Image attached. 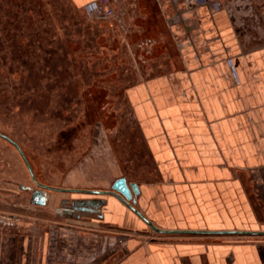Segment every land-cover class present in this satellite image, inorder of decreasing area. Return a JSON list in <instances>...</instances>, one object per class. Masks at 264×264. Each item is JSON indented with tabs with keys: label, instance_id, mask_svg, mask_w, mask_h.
<instances>
[{
	"label": "crops",
	"instance_id": "1",
	"mask_svg": "<svg viewBox=\"0 0 264 264\" xmlns=\"http://www.w3.org/2000/svg\"><path fill=\"white\" fill-rule=\"evenodd\" d=\"M223 1H66L86 53L133 61L126 97L149 163L47 191L52 211L0 238V264H264V0ZM93 2L115 14L89 18ZM122 176L135 203L112 192Z\"/></svg>",
	"mask_w": 264,
	"mask_h": 264
},
{
	"label": "rangeland",
	"instance_id": "2",
	"mask_svg": "<svg viewBox=\"0 0 264 264\" xmlns=\"http://www.w3.org/2000/svg\"><path fill=\"white\" fill-rule=\"evenodd\" d=\"M66 1L0 0V132L20 145L41 184L135 177L149 158L126 97L133 61L86 53V26L72 27L83 39L66 25L83 15ZM35 180L17 147L0 136V238L18 237L28 216L52 211L54 204L30 203L22 185L36 187Z\"/></svg>",
	"mask_w": 264,
	"mask_h": 264
},
{
	"label": "water",
	"instance_id": "3",
	"mask_svg": "<svg viewBox=\"0 0 264 264\" xmlns=\"http://www.w3.org/2000/svg\"><path fill=\"white\" fill-rule=\"evenodd\" d=\"M0 136L11 141L17 147V149L19 150L20 154L22 155L24 161L26 162V164L28 166V169L30 170L31 176L35 180L32 167H31L29 161L27 160V157H26L25 153L23 152L22 148L20 147V145L17 142H15L12 138H10L9 136H7L1 132H0ZM35 183H36V187L32 188L29 186L22 185V188L31 191V198H30L31 204L44 206L47 204V200H48L47 191H53L56 189L53 187L47 186V185H43V184L37 182L36 180H35ZM111 188H112V192L120 194L125 199V201H127L128 203H130V201L135 203L134 195L139 194V185L136 182H130L129 183L125 176L117 178L113 182Z\"/></svg>",
	"mask_w": 264,
	"mask_h": 264
},
{
	"label": "built area",
	"instance_id": "4",
	"mask_svg": "<svg viewBox=\"0 0 264 264\" xmlns=\"http://www.w3.org/2000/svg\"><path fill=\"white\" fill-rule=\"evenodd\" d=\"M196 4H205V3H211L213 4L215 9H220L223 6V0H193ZM105 3H98L93 2L87 5L86 12L87 15L90 18H97V17H109L115 14L114 9L104 6ZM130 234L128 233H122L119 236V241H123L125 239H128Z\"/></svg>",
	"mask_w": 264,
	"mask_h": 264
}]
</instances>
